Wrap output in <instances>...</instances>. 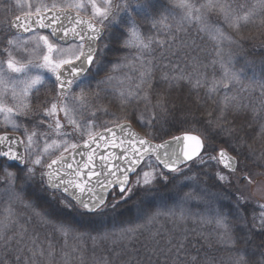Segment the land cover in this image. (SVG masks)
<instances>
[{
  "label": "snow or ice",
  "instance_id": "obj_1",
  "mask_svg": "<svg viewBox=\"0 0 264 264\" xmlns=\"http://www.w3.org/2000/svg\"><path fill=\"white\" fill-rule=\"evenodd\" d=\"M88 5H91L95 22L80 16L79 10H87ZM143 6L153 7L149 0H145ZM30 7L32 11L27 14L30 20L21 22L17 17V34L8 30L0 34V115L4 116L6 125L24 133L23 137L0 135V172L10 200L32 209L36 216L45 223H53L65 236L77 231V218L98 225V231H103L105 237L109 235L106 230L109 226L118 228L117 234L122 241L143 236L141 248L130 253L131 259L124 264H212L208 258L201 259L188 251L186 233L178 230V226L172 231L163 226L156 227L164 218L183 222L192 215L188 205L196 203L204 209L197 213L201 222L212 225L218 243L228 252L224 264H264V251L258 259L249 252L257 234L264 236V204L257 205L258 215L249 220V197L212 191L201 178L202 174L207 175L204 169L222 165L228 174L218 170L213 175L217 182L214 187L222 189L231 183L230 175L238 168L236 156L218 146L211 131L193 134L179 128L182 135L169 132L170 140L154 143L161 130L156 113L141 120L144 135H140L133 131L130 123H121L122 117L115 112L102 109L103 115L112 119L99 122L92 110L93 105L86 94L92 85L87 78L95 75L90 66H94V62L96 66L100 64L97 44L104 35L105 22L112 23L122 9L127 11L131 7L130 0H103L101 5L97 0H37ZM71 9L77 10L75 16L69 11ZM176 9L179 19H173V23L177 27L195 24L217 44H227V54L223 49H217L218 59L211 62L219 63L224 71L219 80L211 81L207 93L214 96L220 88L230 92L241 83L239 75L228 68L232 63L231 49H239L241 45L238 40L225 35L211 20V15H222L227 26L237 31L257 19L264 24V0H253L250 6L234 5V0H174V8L170 11ZM167 19L153 18L150 27L159 31L163 25L171 34V24L165 23ZM21 28L31 35L18 34ZM38 29L49 30V34H41ZM154 43L157 41L145 36L141 25L133 19L125 47L137 52L143 68L135 92L120 90L112 75L96 80V89L112 96L121 106L133 100L150 104L148 89L153 83L152 62L144 57L152 53ZM158 43L163 44V41ZM192 61L191 72L180 68L178 74L169 76L165 73L162 79L170 88L179 87L181 82L192 88L205 87L207 77L202 71L205 65L195 56ZM260 63L264 65V59ZM122 67H132L128 57L116 66ZM175 67L179 68V65ZM37 69L50 73L54 79L48 80L43 72L35 71ZM258 86L261 108L253 105L254 114L264 111V82ZM42 91L55 95L50 100L42 99ZM96 99H100L99 92ZM34 101L43 104L44 108L40 113L42 119L29 131L28 126L18 122L16 117L26 116ZM172 103L166 98H158L153 107L166 113ZM248 107L236 94L225 92L218 120H209L207 124L210 128L220 126L219 121H227L229 115L233 120L245 118ZM61 112L66 124L59 118ZM123 119L127 120V116ZM261 121V133H264V117ZM45 127L49 131H37ZM222 131L234 135L231 128H222ZM76 137H83V142H78ZM228 143L233 151H237V144L231 140ZM130 176L134 177L131 182ZM168 183L172 184L170 191L176 198L172 206L165 200L157 202L153 197L158 185ZM185 187L199 191L183 192ZM140 191L143 197L133 199ZM37 208L41 211H36ZM15 215L9 207L0 219V243L5 248L10 243L6 233ZM260 246L264 247V240ZM34 249L35 243L33 249L28 250L29 262L45 255L51 259L50 251ZM16 261L21 264L22 257L17 255Z\"/></svg>",
  "mask_w": 264,
  "mask_h": 264
},
{
  "label": "trees",
  "instance_id": "obj_2",
  "mask_svg": "<svg viewBox=\"0 0 264 264\" xmlns=\"http://www.w3.org/2000/svg\"><path fill=\"white\" fill-rule=\"evenodd\" d=\"M157 1H154L155 4ZM242 1V4L238 3L239 6L251 5L250 0ZM170 9H173L172 0H159L151 11L152 18L168 17L165 23L170 24L174 19L173 16L177 14L170 11ZM83 15L89 17L86 14ZM211 16L216 25L224 27L221 28L225 35L238 40L241 45L239 49L234 47L231 49L232 63L228 65V68L239 75L241 83L236 85L230 92L227 89L220 88L214 96L207 93V87L211 86V81L214 79L219 80L223 75L224 69L221 65L219 63L212 64L211 62L218 59L216 56L217 49H223L227 54L229 49L226 43L217 44L213 38L210 39L205 34L196 35L194 27H191L190 31L188 29L189 33L183 32L184 34L180 36L183 38L181 39L182 42L172 43L168 41L170 36L162 37L166 35L162 34V27L161 31H157L150 27V23H147L142 26V32L145 36H151L157 41L152 46V53L146 56V60L152 62L153 83L151 89H148L151 103L146 105L142 100H133L121 106L112 96L104 94L103 97L95 101L94 109L100 117L106 118L108 121L112 118L103 115L101 110L106 109L109 112H115L122 117L120 122H131L143 135L144 130L141 127V120L149 119L152 113H156L160 122L158 127L161 130L154 140L155 142L170 139L171 135L167 134L169 132L175 135L183 134V131L177 130L179 128L184 131H192L195 134H199L201 131H211L218 146L224 147L239 158L241 168L245 174L249 177L256 173L264 174V166H261L264 165V133H261V117H264V111L254 114L251 110L253 105L257 109L261 108L259 103L261 90L258 85L264 82V65L260 63L264 59V24L258 25L260 21L257 19L255 23L248 24L237 31L227 26L222 15L213 13ZM7 18L8 16L4 12V17L2 19L0 17V23L3 19L6 22ZM5 30L7 29H0V34H3ZM9 32L11 33L10 29ZM126 40L127 37L121 30L116 27L108 28L99 44L100 55L98 59L100 64L98 66L94 65L91 71L95 75L89 76L91 85L95 89L96 80L112 75L115 78L114 83L120 90L135 92L143 68L141 67V61L133 57V53L137 54V52H132L125 47ZM159 41H163V44L158 43ZM194 56L198 57L205 65L202 71L207 77L206 86L192 88L186 82H181L179 87L170 88L168 83L162 79V76L165 73L169 76L178 74L180 68L191 72L192 57ZM124 57H128V63L132 67L116 68L118 64L123 62ZM250 61L255 63H250ZM176 65H179V68H176ZM130 70L133 71L132 74L127 73ZM225 92H228L229 95L236 94L242 104L249 106L245 112V118L233 120V116L229 115L227 121H219L220 126L210 128L207 121L218 120L219 106L223 102ZM158 98H166L174 102L168 105V112L161 113L159 108L153 107ZM125 116H127V120L123 119ZM222 128H231L234 135L229 136L228 133L222 131ZM229 140L237 144V151H233L229 146ZM218 170L223 169L220 166L204 169L207 175L202 174V180L211 187L212 191H223L229 195L243 194L245 197H249L251 200L248 206L249 220L253 215H258L259 208L257 205L261 203L255 201L251 194L243 189V184L247 180L240 179L237 183L232 180V175H230V184L225 185L222 189L214 187L217 182L213 179V175ZM225 174L228 173L225 172ZM171 188V183L158 185L153 191V197L156 198L157 202L165 200L169 206H172L176 198L170 191ZM189 191L198 192L199 189L183 188V192ZM116 195H119L118 192H116ZM142 197L143 192L140 191L136 192L133 199ZM188 206L192 215L183 222L174 221L173 218H164L156 227L161 228L163 226L168 231H172L174 227L178 226V230L186 233L185 244L189 252L198 255L201 259L208 258L212 264H224L228 252L223 245L218 243L215 233L212 231V225L202 223L197 215V213L204 211L203 206L196 203H191ZM25 210L27 211V217H29L26 226V233L29 238L28 247L33 249L35 243L34 251H50L51 259L45 255L43 257L38 256L29 262L27 257L30 253L25 251L21 264L22 262H25V264L26 262H29V264H124V261L131 259L130 253H135L137 249L141 248L144 240L143 236H139L131 241H122L117 234L118 228L113 229L110 226L106 229L109 235L105 237L103 231H98V225L80 218L76 220L77 231L65 236L58 231L53 223H45L39 216H36L32 209L25 208ZM36 211H41V209L37 208ZM262 240H264V236L257 234L254 246H249V252L254 253L257 259L260 252L264 251V247L260 246ZM16 257L17 255L14 256V258ZM10 264L17 263L12 262Z\"/></svg>",
  "mask_w": 264,
  "mask_h": 264
},
{
  "label": "rangeland",
  "instance_id": "obj_3",
  "mask_svg": "<svg viewBox=\"0 0 264 264\" xmlns=\"http://www.w3.org/2000/svg\"><path fill=\"white\" fill-rule=\"evenodd\" d=\"M156 0H149V2L153 5H156L159 0L155 2ZM198 2H203V0H198ZM234 2L236 3L235 5H238V3L242 4V0H234ZM253 0H250V4H252ZM37 3V0H0V17L1 19L4 17V12H7L8 14H10V21L12 18L22 15V14H27L30 11H32L31 6H34ZM131 3V2H130ZM145 1L139 3L140 6H137V4H132L131 3V7L125 11V10H121L119 13H117L116 15V20L113 21L112 23H108L107 21L105 22V28H111V27H116L119 30L122 31V33L127 37L128 39V32H129V25L131 24V21L133 19H135L140 25L145 26L147 23H149L153 18L151 15V11L153 9L152 8H146L144 7ZM97 4L101 5L103 4V0H97ZM172 6L174 8V0H172ZM73 11H77L76 9H71ZM81 14H86L89 17H93V13L91 10V5H88L87 10H79ZM173 12H176L177 14H175L173 17L174 19L178 20L179 19V10H174ZM0 19V20H1ZM211 20H213V17L211 16ZM171 24V34L169 32V29L164 27L163 25L162 27V34H166L162 37L165 36H170L168 41L170 42H182L181 39H183L182 36L185 32L189 33V31L191 30V27L195 28V33L196 35H200V34H205L206 36H208V38L212 39L211 36H209L207 33L201 31L199 29V27L195 24H184L181 27H177L175 23H170ZM261 23L259 22L258 25H260ZM149 27V26H148ZM147 27V28H148ZM222 27V26H221ZM220 27V28H221ZM2 28H6L9 31V27L7 25V22H5V19H3V21L0 23V29ZM224 28V27H222ZM221 28V29H222ZM189 29V31H188ZM166 30V31H164ZM172 30H174V32H172ZM223 30V29H222ZM161 31V28L160 30ZM149 32V31H148ZM12 33V32H11ZM158 33V32H157ZM13 34V33H12ZM144 34V33H143ZM159 34V33H158ZM47 35V34H45ZM28 37V36H26ZM129 50H131L132 52L135 51L134 49L128 48ZM134 56L137 58L136 53H133ZM146 56L145 55L144 59L146 60ZM139 60V59H138ZM35 71L38 72H43V74L46 76V78L48 80H52L54 79V77L50 74L45 72L44 70H40L37 69ZM127 73L132 74L133 71H127ZM139 73V72H136ZM89 80V78H87ZM90 81V80H89ZM139 82V80L137 81V83ZM259 88V87H258ZM257 88V89H258ZM74 91H77V89L74 88ZM99 92V90H96L94 88V86L92 85V89L87 91V97L89 98V102L93 105L92 110L95 111L94 109V102L97 100L96 99V93ZM104 92H99V96L101 98V96H104ZM55 95L54 92H47V91H42L40 93V96L42 99H51L53 96ZM119 104V103H118ZM44 105L41 103H38L36 101H34L31 105V110L28 112V114L26 116H19L16 117V120L20 123H23L25 125L28 126L29 131L33 130L34 125L37 123V120L40 121V113L43 111ZM96 112V111H95ZM97 114V112H96ZM97 117L99 118V122H103V121H108L106 118H102L97 114ZM59 118L61 120L62 123L66 124L67 121L64 118V114L63 112H61L59 114ZM85 119L87 118V114H85ZM40 119V120H39ZM49 131L47 128H43L41 129H37V131ZM68 131H71L70 128L67 129ZM102 130V129H99ZM1 133H18L20 134L22 137L24 136V133L22 131H15L11 128L10 125H6L4 122V116L0 115V134ZM51 134V133H50ZM55 138V137H53ZM78 142H82L83 141V137H76ZM56 155H59V153H56ZM53 158H55V156H53ZM2 173V172H1ZM232 175V180L234 182L239 183L240 179H245L247 178V182L243 184V189L245 191H247L249 194H251L252 198L257 201L260 202L261 204H264V174L263 173H256V174H252L250 175V177L244 173V170L241 168H239V172L237 174H231ZM250 181V182H249ZM5 189V185L3 184V173L0 175V219L3 218V216L5 215L6 210L11 207L14 212L16 213V215L12 218V225L11 227L7 230V235L10 239V243L7 245V248H5V246L0 243V264H10L12 262H16V258H14L15 255H20L21 257H23V255L25 254V251H28V249H31V247H28L27 242L29 241L28 235H27V231H26V226L28 223L27 218L29 219V217H27V211L25 210V207H23L22 205H20L18 202L14 201V200H10V196L9 193L7 191L4 190ZM29 226V225H28ZM23 261H25V259H23ZM27 261L28 257H27ZM22 264H25V262H22ZM26 264H29V262H26Z\"/></svg>",
  "mask_w": 264,
  "mask_h": 264
},
{
  "label": "water",
  "instance_id": "obj_4",
  "mask_svg": "<svg viewBox=\"0 0 264 264\" xmlns=\"http://www.w3.org/2000/svg\"><path fill=\"white\" fill-rule=\"evenodd\" d=\"M132 2H135V3H138V2H140L141 0H131ZM70 12H71V14L73 15V16H75V14H76V12H74V11H71V10H69ZM81 16V15H80ZM19 18H20V21L21 22H24V21H26V20H30V18L28 17V15H22V16H18ZM81 18L82 19H86V20H90V19H88V18H85V17H83V16H81ZM90 21H92V20H90ZM92 22H94V21H92ZM65 23L67 24V21H65ZM16 24H17V17L15 18V19H13V21H12V23H11V26H12V29H13V31L17 34V28H16ZM37 31H46V32H49V30H40V29H38ZM104 32H105V30H104ZM18 34H20V35H22V36H25V35H28V34H30V33H24L23 32V29L21 28V29H19V33ZM97 47H98V44H97ZM91 67V66H90ZM125 123H130V122H125ZM131 124V123H130ZM132 125V124H131ZM132 129H133V131H135L136 133H139V131H137V129L132 125ZM8 135H9V137L11 138L12 136H20V135H18V134H14V133H7ZM140 134V133H139ZM3 135V134H2ZM141 135V134H140ZM155 143V142H154ZM163 143V142H162ZM78 159H79V157H78ZM238 160V159H237ZM238 164H239V162H238ZM97 167H99V162H97ZM223 167V166H222ZM238 169V168H237ZM103 177H101V179H102ZM95 179V178H94ZM131 179H132V176H130V182H131ZM110 194H111V192L109 193V196H110Z\"/></svg>",
  "mask_w": 264,
  "mask_h": 264
}]
</instances>
